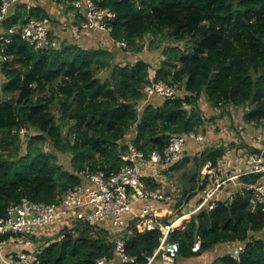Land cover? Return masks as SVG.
Returning a JSON list of instances; mask_svg holds the SVG:
<instances>
[{"label":"trees","instance_id":"trees-1","mask_svg":"<svg viewBox=\"0 0 264 264\" xmlns=\"http://www.w3.org/2000/svg\"><path fill=\"white\" fill-rule=\"evenodd\" d=\"M53 1L74 9L80 23L84 21L73 0ZM98 5L114 14L109 36L114 44L125 43L120 47L124 53L139 54L134 62L120 65L108 48L63 43L56 50L41 52L15 33L4 44L5 59L0 64V219L11 202L27 198L37 204H55L68 190L83 184L87 174H108L131 164L124 159L131 148L146 157L154 150L162 152L172 136L202 135V143L188 140L178 161L165 172L166 178H172L173 172L189 161L186 152L191 141L199 146L205 143L207 147L193 159L191 173L182 174L188 177L180 201L175 200L169 214L160 219L163 224L171 223L185 214L188 203L196 209L202 201L200 194L212 185L214 176L205 175L201 180L197 172L201 166L209 161L220 176L218 162L225 146L236 143L230 137L224 146L206 144L210 142L207 126L216 116L227 117L225 112L236 109L244 124L264 132V0H100ZM30 17L50 19V14L22 0L14 4L0 29L6 32ZM51 22L55 29L58 18L50 20L49 37L60 42V30L51 29ZM164 42L170 44L164 47ZM144 49L149 53L142 52ZM150 79L176 88V93L146 98L143 87ZM239 124L240 137L245 132ZM142 181L149 189L161 188L157 177ZM257 181L258 176L251 174L239 178L243 184ZM231 192L229 187H220L212 200L217 202L215 208L202 206L183 228H174L168 235V241L179 246L175 260L208 257L207 264H264L262 205L252 212L248 191H234L229 202L226 199ZM170 218L174 219L169 222ZM184 219L186 216L174 227ZM59 234L33 239L32 244L40 242V248L31 249V244L28 250L40 251L38 264H96L103 257L107 264L119 262L114 239L96 226L74 222ZM160 236L158 228L143 232L130 228L123 236L124 253L136 264H147ZM196 241L200 248L192 251ZM237 241L245 246L235 257L225 244ZM218 245L223 249L215 254L212 250ZM155 261L160 264L158 257Z\"/></svg>","mask_w":264,"mask_h":264},{"label":"built area","instance_id":"built-area-1","mask_svg":"<svg viewBox=\"0 0 264 264\" xmlns=\"http://www.w3.org/2000/svg\"><path fill=\"white\" fill-rule=\"evenodd\" d=\"M22 0H2L0 7V23L4 21L14 4ZM100 0H73V6L83 13L84 21L76 28V34H90L91 32H104L109 34L110 22L114 14L109 9H102L98 5ZM25 22L7 29H0V64L5 59L2 55L5 43L11 41V34H18L27 44L36 50L47 52L60 47L56 37H49L50 20L47 17L37 19L25 18ZM118 47H125L124 42H117ZM151 78V77H150ZM176 93L174 87L162 81H153L145 84L143 94L150 96L172 97ZM202 143V135L188 134L185 136H172L169 144L160 152L151 151L146 157L131 148V154L124 158L131 164L120 167L115 172L105 173L99 171L87 174L83 184L68 190L60 202L44 205L31 202L27 198L11 202L6 208L5 216L0 219V264H38L40 251L28 250L33 239L38 236L49 235L50 238L59 234L65 227H72L74 222L86 226H96L114 239V255L118 258V264H136L134 258L124 253L123 231L129 232L130 228L138 231H149L158 228L161 236L159 246L151 257L147 258V264H152L158 257L160 264H174L178 255L177 242L168 241V235L174 230L178 220L171 223H161L176 202L163 188L149 189L142 178L155 177L159 169L167 170L178 161L188 140ZM256 140L261 143L257 149L245 153L242 170L238 174L228 177H216L215 169L210 162L203 165L205 175L214 176L212 185L200 194L201 203L189 215L196 213L202 206L209 210L216 207L217 202L212 201L220 189L228 182L237 186L236 190L244 188L249 195V209L254 212L262 205L264 211V132H258ZM224 167H231V161L222 159ZM144 169H150L148 175L143 174ZM222 169L219 168L218 171ZM256 175L258 181L252 184H243L239 178L244 175ZM232 191L226 200L231 202ZM138 206L137 210L134 206ZM126 233V234H127ZM21 235L22 237H16ZM46 244V243H45ZM44 244V245H45ZM245 242L237 241L231 244L229 252L232 256H238L243 250ZM200 242L193 244L192 251H198ZM40 250V249H39ZM103 257L96 264H107Z\"/></svg>","mask_w":264,"mask_h":264},{"label":"crops","instance_id":"crops-1","mask_svg":"<svg viewBox=\"0 0 264 264\" xmlns=\"http://www.w3.org/2000/svg\"><path fill=\"white\" fill-rule=\"evenodd\" d=\"M28 3L30 4H39L41 7L45 8L51 17L58 18V22H56V30H60L58 34H60V37L57 36L56 32H53L54 35H56L60 39V44H67V45H76L81 48H86V49H107L112 51L115 59L114 61L118 62L120 65H124L126 61H131L134 62L136 59H138L139 54H134L130 52L124 53L120 47H118L117 44H114L113 40L110 38L109 34L104 33V32H91L90 34H76L75 28L79 25L81 21V17L76 16V11L71 8H67L62 4H56L53 0H27ZM54 29V26L51 22V29ZM150 99V98H149ZM147 99V100H149ZM241 113L239 114L237 118L238 122H241L239 125H243L244 129V134L242 136L238 135H232V133H223L222 131L219 132L217 135H214L209 132H207V136L209 137L210 142L206 143L208 145H214L216 147L219 146H224L228 143V141L233 137V140L239 141V143H245V146H235L234 150L228 149V147L225 146L226 151L224 153V157L229 159L231 161V167L227 168L224 167V163L222 161V158L219 160L218 165L220 169V176L216 177H228L233 174H238L242 170V162L245 156V153L250 151L251 149H257L261 145L259 141L256 140V136L258 135V132L260 130H257L256 128L254 129L251 125L244 124L241 121ZM240 120V121H239ZM217 121V119H215ZM229 122L227 117L224 118H219L217 125L223 126L224 123ZM223 130V129H222ZM226 138L229 139L226 141ZM205 140V138H204ZM234 151L236 155H234ZM233 154V155H232ZM158 174L155 176L158 178L159 184L162 185L160 186L161 188H164L165 186L168 185L169 179L166 178L168 176L167 171H169V168L167 170L164 169H159ZM145 175H148L149 173H146V170L143 171ZM225 187H229L231 191H234L237 189V186H234L233 182H228ZM134 208L137 210L138 206H134ZM189 213V212H188ZM187 216V215H185ZM184 216V217H185ZM182 217V218H184ZM181 218V219H182ZM181 221V220H180ZM179 222V220L177 221ZM227 247L230 245L225 244ZM231 247V246H230ZM229 247V248H230ZM223 249L221 245L217 246V250ZM218 251H216L217 253ZM209 258H203V259H196L195 261L187 260L183 262H179L175 260L174 264H207ZM154 264H157V261L154 262Z\"/></svg>","mask_w":264,"mask_h":264},{"label":"rangeland","instance_id":"rangeland-1","mask_svg":"<svg viewBox=\"0 0 264 264\" xmlns=\"http://www.w3.org/2000/svg\"><path fill=\"white\" fill-rule=\"evenodd\" d=\"M35 5L36 6H41L39 4H35ZM49 18H50L49 20H51L52 17L50 16ZM148 42H149V39L147 38L145 40V46L147 45ZM169 44H170L169 42H164L162 46L166 47ZM171 46H176V45L175 44H172ZM180 46H182V45H180ZM142 52L149 53V51L147 49H144ZM153 53H154L153 51L150 52L151 55ZM150 54H148V55H150ZM151 58L153 59L154 56L152 55ZM154 60H157V59H154ZM153 65H155V64L153 63ZM240 111H241V109H240ZM239 114H240L239 110H236V109H233L230 113L225 112V115L228 117L229 122L224 123L223 126L217 125V122H218L219 117L216 116L215 118L217 119V121L210 122V124H208V126H207L208 127L207 131L209 133L211 131L212 134L217 135L221 131L223 133H225L224 130H226L228 133H232V135H238L237 127H238V124L240 122H238V120H237L236 117H238ZM235 146H245V143L244 142L243 143H239V141H237V143H233V146L232 147H229L228 149L234 150L235 149ZM206 147L207 146L205 145V143L202 144L201 146H199L194 141H191L190 142V145H189V147L187 149V152H186V154H189L188 155L189 156L188 157L189 158V161L186 164H184L181 168L175 170V172H173V174H172V178H168L167 177L169 179V181H167L168 182V185L165 186L163 189L167 192L168 195L172 196L174 198V200L180 201V198H181V188L183 186V182L188 177V176L182 177V174L184 172L185 173L186 172L191 173V169L194 168V165H195L194 164L195 162H194L193 159L194 158H198L200 156L201 152ZM45 149L48 150V151L50 150L52 152H55L57 155L60 156V154L58 152L54 151L50 147H45ZM234 155H236L235 151H234ZM61 158H63V160H68L67 157H65L63 155H61ZM197 172H199V175L200 176L201 175H204L205 172L203 171V166H201V168ZM160 186H162V185H160ZM192 210H193V206H192V203L190 202L184 208L185 215H187L186 216V219H184L181 224L175 226V228H183V225L190 219V216H188L189 215L188 212H190ZM172 214H174V212H172L171 215ZM172 219H174V218H170L168 221L171 222ZM182 219H180V220H182ZM51 235L52 234H49L48 237H50ZM262 235L264 236V233ZM39 246H40V242H36V243L32 244L30 247H31V249H34V248L38 249V248H40ZM230 246H231V244H230ZM216 251H217V247L212 250V252L215 253V254H216Z\"/></svg>","mask_w":264,"mask_h":264},{"label":"water","instance_id":"water-1","mask_svg":"<svg viewBox=\"0 0 264 264\" xmlns=\"http://www.w3.org/2000/svg\"><path fill=\"white\" fill-rule=\"evenodd\" d=\"M204 179V175H201V180H203ZM87 227V226H86ZM127 232L126 231H123L122 232V235H124V234H126ZM59 235L60 234H56V235H54V236H52L51 238H56V237H59Z\"/></svg>","mask_w":264,"mask_h":264}]
</instances>
